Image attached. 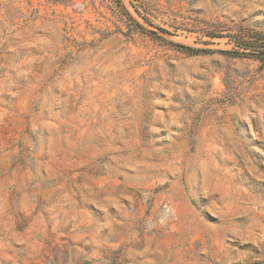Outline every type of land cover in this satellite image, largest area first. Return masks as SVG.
<instances>
[{
    "label": "rangeland",
    "instance_id": "1",
    "mask_svg": "<svg viewBox=\"0 0 264 264\" xmlns=\"http://www.w3.org/2000/svg\"><path fill=\"white\" fill-rule=\"evenodd\" d=\"M254 31L264 0H0V264H264Z\"/></svg>",
    "mask_w": 264,
    "mask_h": 264
},
{
    "label": "trees",
    "instance_id": "2",
    "mask_svg": "<svg viewBox=\"0 0 264 264\" xmlns=\"http://www.w3.org/2000/svg\"><path fill=\"white\" fill-rule=\"evenodd\" d=\"M219 36V35H214ZM236 45L240 50L235 51L236 56H249L259 59L264 64V31H254L250 37H240L236 40ZM180 50L186 53H198L201 51L210 52V49H199L191 46L177 44ZM232 53V51H222Z\"/></svg>",
    "mask_w": 264,
    "mask_h": 264
}]
</instances>
